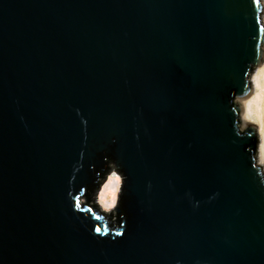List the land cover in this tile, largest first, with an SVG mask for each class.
<instances>
[{
    "label": "water",
    "instance_id": "1",
    "mask_svg": "<svg viewBox=\"0 0 264 264\" xmlns=\"http://www.w3.org/2000/svg\"><path fill=\"white\" fill-rule=\"evenodd\" d=\"M263 9L0 0V264H264Z\"/></svg>",
    "mask_w": 264,
    "mask_h": 264
},
{
    "label": "bare ground",
    "instance_id": "2",
    "mask_svg": "<svg viewBox=\"0 0 264 264\" xmlns=\"http://www.w3.org/2000/svg\"><path fill=\"white\" fill-rule=\"evenodd\" d=\"M264 5V0H262ZM264 24V9L262 14ZM253 88L248 97L242 100L243 109L241 119L243 122L252 123L258 127L259 146L258 159L264 169V61L258 65L251 74ZM121 178L116 172L110 173L102 185L98 200L104 208L110 209L116 204Z\"/></svg>",
    "mask_w": 264,
    "mask_h": 264
},
{
    "label": "rangeland",
    "instance_id": "3",
    "mask_svg": "<svg viewBox=\"0 0 264 264\" xmlns=\"http://www.w3.org/2000/svg\"><path fill=\"white\" fill-rule=\"evenodd\" d=\"M119 177H120V175H119ZM120 182H121V180H120ZM120 182H119V185H120ZM99 201V200H98ZM103 206V205H102Z\"/></svg>",
    "mask_w": 264,
    "mask_h": 264
}]
</instances>
